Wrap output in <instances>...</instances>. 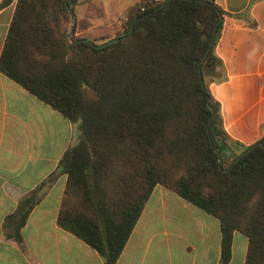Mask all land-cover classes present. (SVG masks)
Returning a JSON list of instances; mask_svg holds the SVG:
<instances>
[{"label":"trees","instance_id":"obj_1","mask_svg":"<svg viewBox=\"0 0 264 264\" xmlns=\"http://www.w3.org/2000/svg\"><path fill=\"white\" fill-rule=\"evenodd\" d=\"M68 1L18 0L0 56L6 78L77 128L58 163V226L116 264L161 185L218 220L221 264L234 232L248 241L244 264H264V137L231 141L206 80L224 79L214 54L224 12L214 0H166L144 12L136 3L117 41L95 49L68 39L76 0ZM38 200H21L17 231Z\"/></svg>","mask_w":264,"mask_h":264},{"label":"crops","instance_id":"obj_2","mask_svg":"<svg viewBox=\"0 0 264 264\" xmlns=\"http://www.w3.org/2000/svg\"><path fill=\"white\" fill-rule=\"evenodd\" d=\"M139 1L114 10L116 25ZM17 2L0 6V56ZM105 4L76 0V36L101 37L91 34L92 19ZM214 4L224 12L214 48L224 79L207 80L208 89L226 136L248 147L264 137V0ZM76 137V126L0 72V264H103L95 250L57 224L66 181L58 163ZM31 193L39 200L17 231L15 214ZM247 247V238L234 232L227 264H244ZM116 264H221L219 222L156 185Z\"/></svg>","mask_w":264,"mask_h":264},{"label":"rangeland","instance_id":"obj_3","mask_svg":"<svg viewBox=\"0 0 264 264\" xmlns=\"http://www.w3.org/2000/svg\"><path fill=\"white\" fill-rule=\"evenodd\" d=\"M108 0H97V2H105L106 4L104 5L103 11L102 12H98L97 15L94 16V18L92 19L93 24L95 25V28L91 31V34L93 36L99 37V38H95V37H91V38H95V39H90L88 37V40L90 42H93L96 45H101L103 43H105L106 41H109L111 39L116 38L118 35H121L125 32L126 30V22L124 21V18L126 16L123 15L122 18H119L118 21L120 22V25L117 24L116 25V21H115V17L116 14L114 13V10L117 9H122L123 6H126V2H128L129 0H122L121 3H117V2H107ZM76 2V1H75ZM74 2V4H75ZM132 2V1H131ZM130 3V2H129ZM128 3V4H129ZM75 8V7H74ZM79 9L76 8L75 11H78ZM73 11V10H71ZM126 12V11H125ZM72 16L74 18V15L72 13ZM117 21V22H118ZM72 22L70 20V23L67 27V32L69 30H71V34H70V38H83L81 36H76L75 32H76V24L73 21V24L71 26ZM116 30V31H115ZM208 80V79H206ZM237 155L238 152H235ZM235 156H233L232 158H227L225 160V164L224 166L227 167L229 166V164L233 161V158Z\"/></svg>","mask_w":264,"mask_h":264},{"label":"water","instance_id":"obj_4","mask_svg":"<svg viewBox=\"0 0 264 264\" xmlns=\"http://www.w3.org/2000/svg\"><path fill=\"white\" fill-rule=\"evenodd\" d=\"M66 3L67 4H70V1H68V0H66ZM67 9H68V12H69V15H70V20H71V22H72V24H73V21H74V19H73V16H72V11L70 10V7H67ZM72 24H71V26H72ZM70 34H71V30H69L68 32H67V36H68V39L70 40L71 38H70ZM117 41V39L116 38H114V39H111V40H109V41H106L105 43H103V44H101V45H94V44H92L88 39H81V40H79L78 42H76V43H80V42H83V43H87V44H89V45H91L93 48H95V49H101V48H104L105 46H108V45H110V44H112V43H115ZM221 163V160H219V164Z\"/></svg>","mask_w":264,"mask_h":264},{"label":"built area","instance_id":"obj_5","mask_svg":"<svg viewBox=\"0 0 264 264\" xmlns=\"http://www.w3.org/2000/svg\"><path fill=\"white\" fill-rule=\"evenodd\" d=\"M165 1L166 0H140L138 2V4H139V10H140V12H144L147 9L159 7V6L163 5V3ZM124 21L125 22L127 21L126 16L124 18ZM126 29H127V27H126Z\"/></svg>","mask_w":264,"mask_h":264}]
</instances>
